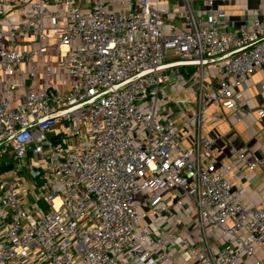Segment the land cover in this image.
Returning a JSON list of instances; mask_svg holds the SVG:
<instances>
[{
    "label": "built area",
    "instance_id": "1",
    "mask_svg": "<svg viewBox=\"0 0 264 264\" xmlns=\"http://www.w3.org/2000/svg\"><path fill=\"white\" fill-rule=\"evenodd\" d=\"M11 3L30 49L14 42ZM186 3L179 27L161 0H0V264H264V206L228 180L241 164L264 172V157L231 147L217 164L203 102L236 110L264 68V21L235 27L213 0ZM49 51L70 87L30 93ZM192 69L198 109L176 122L166 91Z\"/></svg>",
    "mask_w": 264,
    "mask_h": 264
},
{
    "label": "crops",
    "instance_id": "2",
    "mask_svg": "<svg viewBox=\"0 0 264 264\" xmlns=\"http://www.w3.org/2000/svg\"><path fill=\"white\" fill-rule=\"evenodd\" d=\"M213 1L214 10L226 11L229 23L235 27L257 17L264 21V0ZM161 2V9L169 12L167 19L182 27L187 18L185 13L189 10L186 0H161ZM193 6L202 11V8L207 7V0H193ZM7 16L14 29L15 44L24 49H30L35 42L34 37L32 33L22 32L28 19L26 9L21 5L11 3L7 8ZM36 64L37 74L24 80V86L28 92H42L45 89V80H48L51 87L59 91L69 89L71 80L67 71L60 66L57 53L47 52L36 59ZM46 67L52 69L50 79H47L45 75ZM199 72L197 69H192L189 78L173 77L166 91L169 101L167 107L178 105L180 110L177 116L172 117V120L176 122L185 120L198 109L197 75ZM207 74L211 75L207 80L217 87L221 80L220 75L215 70ZM238 95L239 103L235 111H228L219 104L203 101L207 108L204 136L213 141V157L217 164L230 163L231 147L243 149L249 161L264 157V68L245 81ZM186 101H189L188 104ZM228 180L234 192L241 195L249 205L264 206V172L261 169L250 170L246 164H241L228 175ZM170 195L175 197L177 193H165L163 194L164 199H168ZM177 215L178 219L173 222L172 227L180 230L179 232L187 233L193 220L184 217L179 211Z\"/></svg>",
    "mask_w": 264,
    "mask_h": 264
},
{
    "label": "rangeland",
    "instance_id": "3",
    "mask_svg": "<svg viewBox=\"0 0 264 264\" xmlns=\"http://www.w3.org/2000/svg\"><path fill=\"white\" fill-rule=\"evenodd\" d=\"M118 10V9H117ZM172 55H169V58L171 57ZM187 84L189 85V81L187 82ZM187 87V86H186ZM175 111V113H174V111ZM179 106L178 105H173V106H171L170 108H166V107H164L163 106V108L161 109V112L162 113H168V114H170L172 117H175V116H177L176 114H179ZM171 116H170V118H171Z\"/></svg>",
    "mask_w": 264,
    "mask_h": 264
}]
</instances>
